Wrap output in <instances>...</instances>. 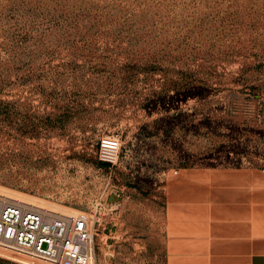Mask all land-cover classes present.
<instances>
[{
    "label": "rangeland",
    "instance_id": "obj_1",
    "mask_svg": "<svg viewBox=\"0 0 264 264\" xmlns=\"http://www.w3.org/2000/svg\"><path fill=\"white\" fill-rule=\"evenodd\" d=\"M221 167L264 169V0H0L1 199L88 214L92 264H166L169 183Z\"/></svg>",
    "mask_w": 264,
    "mask_h": 264
},
{
    "label": "crops",
    "instance_id": "obj_2",
    "mask_svg": "<svg viewBox=\"0 0 264 264\" xmlns=\"http://www.w3.org/2000/svg\"><path fill=\"white\" fill-rule=\"evenodd\" d=\"M169 192L166 264H264V169H192Z\"/></svg>",
    "mask_w": 264,
    "mask_h": 264
},
{
    "label": "built area",
    "instance_id": "obj_3",
    "mask_svg": "<svg viewBox=\"0 0 264 264\" xmlns=\"http://www.w3.org/2000/svg\"><path fill=\"white\" fill-rule=\"evenodd\" d=\"M118 147L102 145L99 158L114 165ZM94 233L86 213L65 215L0 201V248L47 264H92Z\"/></svg>",
    "mask_w": 264,
    "mask_h": 264
},
{
    "label": "bare ground",
    "instance_id": "obj_4",
    "mask_svg": "<svg viewBox=\"0 0 264 264\" xmlns=\"http://www.w3.org/2000/svg\"><path fill=\"white\" fill-rule=\"evenodd\" d=\"M7 198V197H6ZM1 199L0 198V201H3V202H8V203H12V204H15V203H18V202H21V201H19V200H17V199H9L8 198V200L7 199ZM22 203H24V202H22ZM25 204H28V205H31V206H33V207H37V208H41V209H45V210H48V209H46V208H44V207H41V206H37V205H35V204H32V203H25ZM49 211H51V210H49ZM52 212H54V211H52ZM56 213H58V212H56ZM62 214V213H61ZM19 261V260H18ZM25 261V260H24Z\"/></svg>",
    "mask_w": 264,
    "mask_h": 264
},
{
    "label": "trees",
    "instance_id": "obj_5",
    "mask_svg": "<svg viewBox=\"0 0 264 264\" xmlns=\"http://www.w3.org/2000/svg\"><path fill=\"white\" fill-rule=\"evenodd\" d=\"M101 164L107 165V163L101 162Z\"/></svg>",
    "mask_w": 264,
    "mask_h": 264
}]
</instances>
